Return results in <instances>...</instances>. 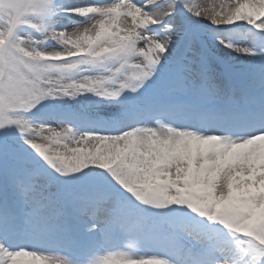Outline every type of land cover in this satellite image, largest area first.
Listing matches in <instances>:
<instances>
[{
    "label": "snow or ice",
    "instance_id": "1",
    "mask_svg": "<svg viewBox=\"0 0 264 264\" xmlns=\"http://www.w3.org/2000/svg\"><path fill=\"white\" fill-rule=\"evenodd\" d=\"M0 264H264V0H0Z\"/></svg>",
    "mask_w": 264,
    "mask_h": 264
},
{
    "label": "bare ground",
    "instance_id": "2",
    "mask_svg": "<svg viewBox=\"0 0 264 264\" xmlns=\"http://www.w3.org/2000/svg\"><path fill=\"white\" fill-rule=\"evenodd\" d=\"M217 2H219V0H217Z\"/></svg>",
    "mask_w": 264,
    "mask_h": 264
}]
</instances>
